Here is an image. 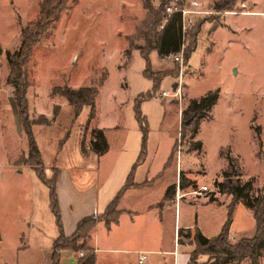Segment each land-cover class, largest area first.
<instances>
[{
	"label": "rangeland",
	"instance_id": "1",
	"mask_svg": "<svg viewBox=\"0 0 264 264\" xmlns=\"http://www.w3.org/2000/svg\"><path fill=\"white\" fill-rule=\"evenodd\" d=\"M42 1L0 0V264H46L47 253L61 234L51 208L50 188L35 167L28 164L29 143L14 101V88L7 83V55L21 48V30L38 18ZM160 3V0H70L69 8L34 48L28 65L31 81L28 104L31 120L37 122L33 133L44 160L45 177L51 185L59 181L54 168L78 163L84 134H89L85 135V144L91 149L93 127L91 124L86 129V112L73 122L72 108L56 90L98 85L108 73L105 64L111 60L107 58L109 51L122 55L126 50L131 53L132 46L144 44V35L154 20L153 12L161 10ZM169 3L192 11L187 16L184 50L186 53L190 46H195V52L189 62L185 59L183 66L167 57L165 72H155L150 66L147 71L157 80L162 79V74L173 78L169 97H161L162 92L151 95L172 100L179 110L180 136L174 160L178 158L180 165L189 170V178L199 185L196 191L208 188L203 196L195 195L194 191L192 198L179 202L182 221L190 220L191 213L195 217L198 212L200 229L213 239L223 232L232 204V197L219 193L215 185L225 181L223 174L229 168V158L234 160L242 182L253 180V196H264V0H169ZM164 10L169 14L167 8ZM193 32L198 34L196 40H189ZM151 61L156 64L153 57ZM181 76L183 95L174 97ZM211 91H219L220 95L214 111L200 120L197 133L192 135L191 129L182 131L183 112ZM55 109L58 115L54 120ZM42 116L49 119L50 126L39 124ZM199 142L201 148L192 151ZM199 198H205L207 203ZM230 231L232 244L251 239L256 233L253 213L244 203L237 205ZM195 234L194 230L188 237L185 231L179 238L180 251L190 257L197 250ZM197 260L193 264L213 262L208 256H199ZM162 263L172 264V257L150 256L145 264ZM242 264L252 263L247 259ZM260 264H264V256Z\"/></svg>",
	"mask_w": 264,
	"mask_h": 264
},
{
	"label": "crops",
	"instance_id": "2",
	"mask_svg": "<svg viewBox=\"0 0 264 264\" xmlns=\"http://www.w3.org/2000/svg\"><path fill=\"white\" fill-rule=\"evenodd\" d=\"M107 58H111L105 64L108 77L100 88L97 114L90 132L102 130L109 149L98 156L85 144L88 152L82 153L76 165L54 168L59 173L56 185L61 218L59 231L70 238L83 220L106 213L132 176L133 186L125 189L119 201L118 222L111 226L99 222L93 232L91 245L95 264H145L150 256H171L172 264H190L189 253L180 251L179 232L192 234L200 230L206 238H212L200 229L198 212L195 217L191 213L190 220L182 221L179 202L192 198L199 185L189 178V170L180 165V160H174L180 124L179 110L172 100L154 97L140 103L141 116L149 133L144 159L138 163L143 154V132L136 117V101L153 92H168L173 78L166 76L156 91L153 80L146 76L148 63L139 50L131 53L126 50L122 55L111 50ZM166 58L152 51L149 60L153 71H168ZM167 173L170 177H166ZM181 174L187 180L183 189L180 187ZM172 186L176 189L168 195ZM199 199L207 203L205 198ZM164 215L168 216L167 221ZM143 254L146 259L140 263ZM47 255L46 264H54L53 245ZM78 261L76 253L63 251L59 264H78Z\"/></svg>",
	"mask_w": 264,
	"mask_h": 264
},
{
	"label": "trees",
	"instance_id": "3",
	"mask_svg": "<svg viewBox=\"0 0 264 264\" xmlns=\"http://www.w3.org/2000/svg\"><path fill=\"white\" fill-rule=\"evenodd\" d=\"M160 9L153 12V23L148 29V33L144 35V44L132 46L134 50H139L143 57L148 63V68L150 67L149 55L152 51H157L160 56L168 57L179 53L184 45V35L182 32V16L180 13H173L171 15L166 14L165 10L170 4L169 0H160ZM70 0H43L40 5V14L38 18L32 23L26 25L21 30L22 45L19 51L14 54L8 53L7 60L9 65V74L7 78L8 85L12 86L13 97L17 106L19 116L22 122V127L24 134L29 143L28 151V164L38 173L39 177L46 183L50 188L51 197V208L55 211L57 216V221L61 230V218L60 213L57 211V197H56V185L50 184L49 180L45 177V172L43 170L44 161L40 148L35 140L33 133V126L37 124L31 120L30 110L28 104V94L31 87V81L28 72V65L30 63L32 53L34 48L40 44L42 36L51 30L52 26L59 21L64 12L69 8ZM168 5V6H167ZM163 8V9H162ZM230 11V10H229ZM197 33L193 32L189 36V40H196ZM197 41H195L196 43ZM194 43V45H195ZM130 48V51H131ZM189 47L185 53V59L189 62L192 54L195 52V46ZM148 75V76H147ZM146 76L153 80L154 89L159 90L160 82L166 78L165 74H162V79L157 80L156 77L150 75L149 71H146ZM98 85H90L81 87L79 89H73L71 87H65L63 89L56 90L57 94L64 97L69 106L72 108L73 112V122L77 121L83 113L86 114V129H90V124L96 117L97 114V98L100 94V88L103 86L106 78ZM154 93V92H153ZM219 91H211L203 96L199 101H193L185 112H183L184 125L182 131H188L193 135L197 133V129L200 124V120L210 114L213 108L219 101ZM151 94H146L141 96L136 101V117L141 124L143 132V148L141 157L138 161L141 162L144 159L146 151V140L148 139L149 127L141 116L140 103L152 99ZM54 120L57 118V110L55 109ZM191 125L187 122L191 121ZM40 125L50 126L51 122L45 116L41 117ZM258 130V129H256ZM260 134L259 131H256ZM92 141H91V151L102 156L105 154L109 145L106 136L102 130L92 131ZM259 147H262V142L260 140V135L258 136ZM201 142L192 147V151L201 148ZM83 154H87L85 147V141L82 148ZM41 167L42 170L37 169ZM225 181L215 182V185L221 194H225L232 197V204L228 213V221L223 228V232L214 238H206L200 230L196 231L193 241L197 245V250L191 254L190 264L197 260L199 256H208L212 264H242L245 260L249 259L252 264H260L261 258L264 256V196L256 195L253 196L254 182L249 180L247 182H242L240 177L241 174L236 168L235 162L232 158H229V168L223 174ZM234 177L238 178L236 181ZM184 175L180 176V187L183 189L185 187ZM133 186L132 176H130L129 181L126 183V188ZM125 188V189H126ZM122 190L118 197L110 204L106 213L96 218H87L83 220L78 226L76 233L70 237L66 238L63 233L53 244V259L54 264H59L61 253L63 251H71L79 256L78 264H95L94 248L91 245L93 239V232L96 228L97 223L104 222L106 225L112 223H117L121 212L118 210V205L121 196L123 195ZM176 186H172L168 189V195L171 191L175 190ZM244 203L248 209L253 213V217L256 223V233L251 239H242L239 242L232 244L229 242L230 238V226L232 223L234 211L238 204ZM184 233L183 230L179 232L181 237ZM192 236L188 232V237ZM179 240V244H180ZM83 252L85 255L80 257V253ZM198 253V254H197Z\"/></svg>",
	"mask_w": 264,
	"mask_h": 264
},
{
	"label": "built area",
	"instance_id": "4",
	"mask_svg": "<svg viewBox=\"0 0 264 264\" xmlns=\"http://www.w3.org/2000/svg\"><path fill=\"white\" fill-rule=\"evenodd\" d=\"M194 5H196V4L194 3ZM167 12L169 13V15L176 13V12L181 14V16H182V32H183V35L185 36L187 27H189V23H187V16L192 11H188L187 9L182 8L180 5H177V3H176L174 5L167 7ZM171 58L174 61H176V63L178 62V63L182 64V66H183L184 61H185L184 45H183L181 51L179 53L171 56ZM182 89H183V76H181L179 83H178V87H177L176 91H174L175 94H173V96L180 98L181 95H183ZM160 95H161V97H169L170 96L169 92H162ZM206 191H208V188L202 187V189H200L199 191H195L194 194L198 195V196H203ZM79 255H80V257H83L85 254L83 252H81ZM145 259H146V256H145V254H143L140 258V263H142Z\"/></svg>",
	"mask_w": 264,
	"mask_h": 264
},
{
	"label": "water",
	"instance_id": "5",
	"mask_svg": "<svg viewBox=\"0 0 264 264\" xmlns=\"http://www.w3.org/2000/svg\"><path fill=\"white\" fill-rule=\"evenodd\" d=\"M187 124H190V122L188 121Z\"/></svg>",
	"mask_w": 264,
	"mask_h": 264
}]
</instances>
